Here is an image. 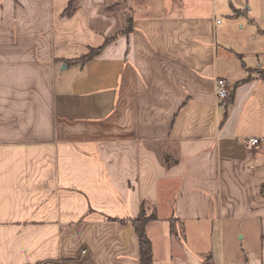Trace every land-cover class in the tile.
Wrapping results in <instances>:
<instances>
[{"label":"crops","instance_id":"crops-1","mask_svg":"<svg viewBox=\"0 0 264 264\" xmlns=\"http://www.w3.org/2000/svg\"><path fill=\"white\" fill-rule=\"evenodd\" d=\"M72 2L0 0V264H264L251 0Z\"/></svg>","mask_w":264,"mask_h":264},{"label":"trees","instance_id":"trees-1","mask_svg":"<svg viewBox=\"0 0 264 264\" xmlns=\"http://www.w3.org/2000/svg\"><path fill=\"white\" fill-rule=\"evenodd\" d=\"M74 2L75 0H73L72 4L69 6L67 13L71 10ZM127 14H128V27L125 32H122V35L130 34L131 32L134 31L133 17L131 14H129L128 11H127ZM113 39L115 38L113 37L112 39L106 40L104 45L100 48L92 49L90 51V54L83 57L82 60L87 62L97 57V55H99L103 51V49L107 46V44L112 42ZM141 208H142L141 217L139 219H135L132 221L134 228H135L136 235L140 241V264H154L152 243H151L150 238H148L147 236V228H148L149 222L154 220L155 218L151 216L146 217L145 202L142 203Z\"/></svg>","mask_w":264,"mask_h":264},{"label":"rangeland","instance_id":"rangeland-1","mask_svg":"<svg viewBox=\"0 0 264 264\" xmlns=\"http://www.w3.org/2000/svg\"><path fill=\"white\" fill-rule=\"evenodd\" d=\"M247 8H248L249 11L251 10L249 12V14H250L249 15V20L250 21L253 20L255 22V24H254L255 26L248 27V25L245 24L246 25V29H242L241 25L238 26L237 28H235L236 29V33L235 34H231L230 40L233 41L232 43L236 47H238L236 45V43L239 42V39H241L242 42H244L245 41L244 39L249 36V33H252V34H250V36L259 35V34H256V32L259 33L262 30V32H263V33L261 32L262 33V37L258 38V39L259 40H264V2L262 0H260V1L251 0V2L248 3ZM222 9L224 11H227V10L229 11L228 4L226 3V9L227 10L224 9V8H222ZM220 16H223L222 20H224L227 23H230L229 18L226 17L225 15H223L222 11L220 13ZM246 21H248V19ZM241 24H243V23H241ZM148 207L149 206L146 207V211H145L146 217L147 216L156 217L157 214L154 213V211L149 212L148 211Z\"/></svg>","mask_w":264,"mask_h":264},{"label":"built area","instance_id":"built-area-1","mask_svg":"<svg viewBox=\"0 0 264 264\" xmlns=\"http://www.w3.org/2000/svg\"><path fill=\"white\" fill-rule=\"evenodd\" d=\"M216 89H215V100L217 103H220L224 100H226L229 97V85L228 83L221 78H218L215 83ZM259 139L257 138H251L249 140L244 141V145L249 147H254L258 145Z\"/></svg>","mask_w":264,"mask_h":264}]
</instances>
